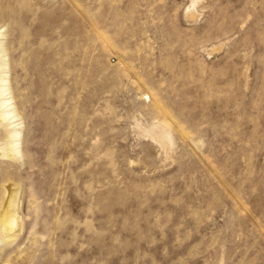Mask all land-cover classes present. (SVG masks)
Segmentation results:
<instances>
[{
  "label": "rangeland",
  "instance_id": "374dc122",
  "mask_svg": "<svg viewBox=\"0 0 264 264\" xmlns=\"http://www.w3.org/2000/svg\"><path fill=\"white\" fill-rule=\"evenodd\" d=\"M2 61L0 264H264V0H0Z\"/></svg>",
  "mask_w": 264,
  "mask_h": 264
},
{
  "label": "bare ground",
  "instance_id": "6f19581e",
  "mask_svg": "<svg viewBox=\"0 0 264 264\" xmlns=\"http://www.w3.org/2000/svg\"><path fill=\"white\" fill-rule=\"evenodd\" d=\"M3 61L0 62V124L2 142H0V155L13 158L19 153V129L18 123L13 120L16 117L11 98L8 97V84L2 72ZM12 195L10 194L5 205L0 210V230L11 233L16 225Z\"/></svg>",
  "mask_w": 264,
  "mask_h": 264
}]
</instances>
